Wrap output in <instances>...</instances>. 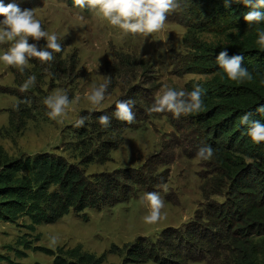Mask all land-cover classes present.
Returning <instances> with one entry per match:
<instances>
[{
    "label": "trees",
    "instance_id": "16d2710c",
    "mask_svg": "<svg viewBox=\"0 0 264 264\" xmlns=\"http://www.w3.org/2000/svg\"><path fill=\"white\" fill-rule=\"evenodd\" d=\"M60 1L77 7L74 0ZM179 2L180 7L174 14L177 23L186 27L183 45L187 52L173 63L174 73L208 78L186 84L185 89L189 91L196 86L202 88L203 109L182 115L197 130L201 148L210 145L214 149L213 158L206 162L209 178H205L200 190L205 205L182 228L167 229L156 240L139 237L122 250L112 247L110 253L124 254L122 264H264V142L253 143L245 133L247 125L239 124L245 114H249L250 120L264 122V115L256 112V107L264 104V50L256 45L255 31L244 20L250 9L243 4L230 3L225 8L222 0ZM32 5L30 2L22 9H31ZM201 34L214 35L220 40L204 42ZM35 43L43 46L46 41L41 38ZM222 50L229 57L242 55L241 67L253 79L240 83L228 79L216 64V56ZM64 53L63 48L56 53L50 67L32 58L24 74L18 70L13 72L15 88L9 94L17 99L15 107L27 113V118L31 115V103L36 101L35 93L43 95L40 86L46 78L51 89L80 77L77 51ZM116 60L107 79L108 88L124 90L131 82L144 83L139 81L149 73L148 63L138 62L130 55H120ZM33 73L37 75L36 85L21 92L19 86ZM136 90L135 86L130 88L131 93ZM138 99L122 97L120 100ZM114 111L115 106L101 114L110 117L109 127L96 121L77 132L83 165L106 161L109 153L120 145L121 133L130 128L131 124L115 118ZM9 125L13 126L11 120ZM130 178L118 172L89 178L79 167L64 160L44 155L11 160L0 154V222L16 225L26 220L28 224L23 227L33 233L36 227L55 224L71 212L78 215L85 209L100 210L125 202L132 196L133 185L145 187L142 175L138 180ZM122 180L129 184H123ZM212 195L222 196L224 201L211 203L208 198ZM39 240V235L33 241L20 237L16 245L21 250H15L16 257L25 258L30 251L52 257V264H102L105 259L83 251L81 246L51 251L33 245ZM1 261L16 264L5 256H0Z\"/></svg>",
    "mask_w": 264,
    "mask_h": 264
},
{
    "label": "rangeland",
    "instance_id": "374dc122",
    "mask_svg": "<svg viewBox=\"0 0 264 264\" xmlns=\"http://www.w3.org/2000/svg\"><path fill=\"white\" fill-rule=\"evenodd\" d=\"M4 2L7 4L13 0ZM15 2L21 9L30 2L33 4L34 17L49 34H56L65 55L77 51L81 74L79 78L57 84L51 89L46 78L40 86L43 95L35 93L33 98L36 101L31 103V115L27 118V113L15 107L17 99L9 94V90L15 88L13 72L18 69L0 62V154L11 160L41 155L64 160L79 167L89 178L118 172L138 180L142 175L145 187L131 185L132 196L125 202L114 203L100 210L85 209L78 215L71 212L55 224L36 227L33 233L23 227L28 224L26 220L16 225L0 222V256L8 257L16 264H52L53 258L41 252L28 251L25 258L15 255V250H21L16 245L20 237L25 236L33 241L39 235V242L33 245L51 251L81 246L83 251L97 258L105 256L102 264H122L124 254L110 253L112 247L122 250L139 237L156 240L163 231L177 230L192 222L195 213L205 205L200 190L206 182L205 178H209L206 168L208 160L197 157V152L202 149L197 130L192 129L183 116L174 118L170 112L150 113L148 108L163 84L179 90L185 89L190 81L199 82L208 78L201 75L178 76L174 73L173 63L187 52L183 45L187 30L177 23L175 10L167 14L161 30L145 35L124 33L118 27L111 26L95 10L72 8L60 0ZM200 38L208 43L220 40L210 34H201ZM34 42L29 38V43ZM6 47V44L0 45V49ZM120 55H130L138 62L149 64V73L139 81L144 83L131 82L124 90L108 88L100 105L91 104L87 95L94 86L109 79L112 66ZM25 68L29 69V64ZM132 86L137 87L133 93L130 91ZM57 92L67 94L71 103L64 116L53 120L47 116L48 110L43 100ZM122 97L139 98L137 101L131 100L134 102V122L121 133L118 140L120 145L109 153L106 161L83 165V151L77 140V132L89 128ZM81 117L86 118L85 124L77 127L76 122ZM10 120L13 126L9 125ZM122 183L129 184L125 180ZM148 192H157L164 201L161 218L154 224L144 220L151 212L149 204L143 199ZM208 200L222 203L224 198L212 195ZM53 237L55 243H52ZM0 264L9 263L1 261Z\"/></svg>",
    "mask_w": 264,
    "mask_h": 264
},
{
    "label": "clouds",
    "instance_id": "9594fccd",
    "mask_svg": "<svg viewBox=\"0 0 264 264\" xmlns=\"http://www.w3.org/2000/svg\"><path fill=\"white\" fill-rule=\"evenodd\" d=\"M225 8L230 3L243 4L250 9L244 20L249 28L254 29L256 34V45L264 50V0H222ZM79 8H89L95 10L111 26L118 27L124 33L130 34H151L161 30L165 24L167 14L180 7L179 0H74ZM0 45H7L0 49V62L5 65L15 67L21 74L25 73V67L32 58H36L42 65L51 66L55 60V54L62 51V45L58 42L56 34H49L42 28L41 22L34 17L33 9H21L13 2L5 4L0 0ZM29 38L39 42L41 38L46 41L43 46L38 43H29ZM242 55L229 57L226 50H222L216 56V64L228 79L235 82L252 80L253 77L247 69L241 67ZM37 83L35 73L27 75L19 86L21 92H27ZM110 81L94 86L87 100L93 105H100L105 99V93ZM203 90L200 86L194 87L191 91L186 89H176L168 84H163L148 108L150 113L170 112L174 118L182 115L199 113L203 109ZM71 102L68 95L57 92L44 98L43 104L46 106L47 116L55 120L65 114ZM134 102L120 100L116 102L114 116L118 120L129 124L135 120L133 112ZM256 112L264 115V104L256 107ZM85 117H81L76 122L77 127L85 124ZM97 122L107 128L110 125V117L101 115ZM240 125H247L246 135L255 144L264 142V122L260 120H250L249 114H245L239 119ZM207 155H204V153ZM214 156V149L208 145L197 152V157L210 160ZM144 200L151 208L150 214L144 217L146 223L154 224L161 218V209L164 201L157 192L145 193ZM55 243V237L52 238Z\"/></svg>",
    "mask_w": 264,
    "mask_h": 264
}]
</instances>
